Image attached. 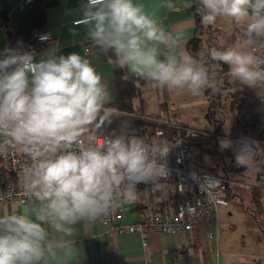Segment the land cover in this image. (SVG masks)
<instances>
[{
	"label": "clouds",
	"instance_id": "obj_1",
	"mask_svg": "<svg viewBox=\"0 0 264 264\" xmlns=\"http://www.w3.org/2000/svg\"><path fill=\"white\" fill-rule=\"evenodd\" d=\"M165 6L178 5L165 0ZM179 6L195 8L203 24L225 17L245 24L246 47L233 45L207 55L227 64L231 77L244 86H264V53L256 47L264 41V0H180ZM77 11L75 23L88 40L113 52L120 67L141 79L193 95L218 89L205 52H172L177 37L143 4L80 0ZM159 45L170 51L162 53ZM39 56L23 41L0 51V156L19 151L32 162L23 169L22 182L40 202L22 213L0 214V264H78L81 252L70 239L76 224L135 201L141 184L158 190L170 176L168 156L174 145L166 139L152 141L126 125L118 133L98 135L118 114L108 107L109 89L86 56L78 51L63 54L58 42ZM219 144L222 151H233L236 167H250L260 147L251 138ZM49 228L59 237L53 238Z\"/></svg>",
	"mask_w": 264,
	"mask_h": 264
},
{
	"label": "crops",
	"instance_id": "obj_2",
	"mask_svg": "<svg viewBox=\"0 0 264 264\" xmlns=\"http://www.w3.org/2000/svg\"><path fill=\"white\" fill-rule=\"evenodd\" d=\"M20 2L21 0H0V51L9 44L7 32L9 30L18 31L23 23L24 14L23 10L19 7ZM173 2L178 6L168 9L165 6V0H134V3L143 4L146 12L160 20L166 32H170L173 36L177 37V46L171 49L172 52L180 55L184 51H188L196 55L205 49L204 60L211 74L217 75L221 71L224 75L230 77L229 84L233 90L234 97L237 99L236 101L239 103L232 105V108H238L243 113L242 115L249 116V121L245 123L247 126L253 125L255 123L253 119L254 113H258L257 100L264 86L252 89L235 81L229 73L227 64L215 61L210 55H207V53L213 50L211 48L210 52L206 51V46L209 43L203 39V28L200 24V18L195 12V8L185 9L179 6L180 0H173ZM79 3L80 0H56L54 4L48 7L45 25L40 30L47 29L51 31L57 39V41L53 42L59 43L63 54L78 51L93 63L97 71L103 76L104 83L110 92V104H112L118 97L114 62L110 54L94 46L88 40L84 28L77 26L75 23L79 19L77 11ZM2 13H6L5 16H7L5 23L2 22L4 18ZM217 23L215 26L219 30V33L224 32L227 34V43H230V38H232L233 45L237 47L247 46L244 36L245 24L232 22L230 23L232 25L231 29L227 31L221 28L224 23ZM205 30L207 33H213L208 24ZM51 43L36 49L37 59L40 58L39 53ZM88 44L92 47L90 51L86 50V45ZM159 48L165 54L170 51L164 45H159ZM144 91L148 92L146 96H144ZM171 92V89L157 87L153 83L147 87H140L139 96L134 100V105L144 117L157 119L161 123L166 124L156 112H148L147 106L153 100L157 107L160 106L162 108L165 105V100L169 99L168 94ZM259 127L260 131H262V125ZM248 129L249 137L260 143V147L256 150V153H258L261 151V147L264 146L262 135L259 134L260 132L253 134V130L250 131L249 126ZM195 146L197 151L194 155V161L200 153V143L197 141ZM143 197L144 195L141 194L130 205L123 218L115 224L103 223L101 218H99L90 223L81 222L74 226L75 233L70 239L76 241V247L81 252L78 264H146V261H151L152 264H211L207 252L212 249L214 243L212 239H215L216 248L219 243V239H210L208 236L211 229L212 231L216 229L214 223L204 221L186 233L150 234L147 239V245H144L142 237L137 232L120 233L116 228L118 224H130L139 217L144 206ZM39 203L36 199L30 200L24 205L13 202L5 203L0 207V214L7 216L9 214L22 213L38 208ZM48 230L53 238L59 237L60 234L56 233L53 229L49 228ZM223 264H233V261L226 259Z\"/></svg>",
	"mask_w": 264,
	"mask_h": 264
},
{
	"label": "rangeland",
	"instance_id": "obj_3",
	"mask_svg": "<svg viewBox=\"0 0 264 264\" xmlns=\"http://www.w3.org/2000/svg\"><path fill=\"white\" fill-rule=\"evenodd\" d=\"M217 22L224 23L223 27H220L228 31L233 21L228 17L218 19L210 25L213 33H207V24L200 21L203 39L209 43L206 51L209 52L211 48L216 50L233 46L232 38L230 43H227V34L219 33L215 26ZM212 77L216 78L219 85L215 92L209 89L199 95H193L186 89H171L169 99L165 100L162 108L157 107L153 100H149L147 110L156 112L168 125H183L199 130L205 138L200 145L202 157L199 161L202 167L225 174L232 180H240L242 184L231 187L230 203L220 209L219 243H216V248L215 239H212V249L207 252L210 263L223 264L226 259H230L233 264H264V184L258 182L259 176L264 173L256 168L243 173L234 172L228 150L222 151L219 144L223 139L235 142L250 138L248 126L245 124L249 121V116L242 115L238 108H232V105L239 103L229 84L230 77L221 71ZM147 94L148 92L144 91V96ZM256 157L257 153L252 160V166L256 164ZM246 184L262 187L259 201L255 199V190Z\"/></svg>",
	"mask_w": 264,
	"mask_h": 264
},
{
	"label": "built area",
	"instance_id": "obj_4",
	"mask_svg": "<svg viewBox=\"0 0 264 264\" xmlns=\"http://www.w3.org/2000/svg\"><path fill=\"white\" fill-rule=\"evenodd\" d=\"M35 0H21L19 7H25ZM1 16V15H0ZM39 36H47L46 41H40ZM36 40L30 46L37 49L46 44L57 41L51 31L39 30L35 34ZM257 51L264 53V44H257ZM86 45V50H91ZM138 87L140 83L137 82ZM258 113L263 121L262 143L264 145V88L257 105ZM107 136L108 134H98ZM202 133L194 128L183 125H168V128L157 127L152 134L144 133L152 141L166 139L169 145H174L168 156L170 176L161 181L162 186L153 191L144 184L139 185L143 197V210L139 217L130 224H118L116 228L120 233H139L144 245H147L148 236L154 233L189 232L202 222L214 223L215 230L209 231L210 238L219 239L220 209L230 203L228 187L239 184L238 181L227 178L216 172L200 168L194 162L196 143ZM87 140V134L84 137ZM87 146V144L85 145ZM31 161L19 151H13L7 156H0V207L5 203H18L24 205L35 199L28 193L22 182V171L31 165ZM211 177V179H207ZM258 182L264 184V174L260 175ZM261 186V185H260ZM178 192L187 197L176 207L157 206L167 193ZM137 200V199H136ZM135 200V201H136ZM135 201L122 203L107 216L101 218L103 223L115 224L121 220L130 205ZM145 210V211H144ZM146 264H152L146 261Z\"/></svg>",
	"mask_w": 264,
	"mask_h": 264
},
{
	"label": "trees",
	"instance_id": "obj_5",
	"mask_svg": "<svg viewBox=\"0 0 264 264\" xmlns=\"http://www.w3.org/2000/svg\"><path fill=\"white\" fill-rule=\"evenodd\" d=\"M56 0H35L31 4L27 5L23 10V23L20 29L16 32L9 30L8 37H9V44L10 47H15L17 45V41H23L25 46L30 45L36 40L35 34L45 25L46 22V12L48 7L55 3ZM6 13H2L4 18L2 19L3 23H5ZM260 43L264 44V41ZM113 59L114 62V73L116 78V85L118 91L117 100L108 105L109 108H114L117 112V118L113 120L111 125H107L103 127L99 134H108L111 135L113 131L119 132L121 129V125L130 126L131 130H134L138 135H144V133L152 134L154 133L157 127L168 128V124L161 123L157 119H151L148 117H144L140 114V112L136 109L134 105V100L139 96L140 87H147L148 85L152 84L140 77L136 76L134 73H131L127 67H120L115 62V55L113 52H108ZM137 82L140 83V87H138ZM259 103V98L257 100V104ZM255 123L253 125H248L250 127V131L253 130V134L262 135V131H260V125H263V121L258 113H254L253 117ZM144 132V133H143ZM203 141H205L204 135L202 134L198 140L200 145H202ZM227 154L231 157V168L236 173H243L244 171L251 169L254 170L259 169L261 172L264 173V146L261 147V151L257 153L256 157V164L251 165L250 167H236L235 160H234V153L232 150H228ZM202 157V153L197 155L195 159L196 165L200 168L204 169L201 165V161L199 158ZM211 172H216L221 174L217 171H212L209 169H204ZM226 176L225 174H221ZM228 178V176H226ZM238 181V180H236ZM3 182L2 176H0V183ZM239 184H232L228 187V195L230 196L229 192L233 185H242L240 180L238 181ZM248 187L255 190L254 196L257 201L260 200L262 192L264 191L262 187L250 186L246 184ZM263 190V191H262ZM187 196L180 194L178 192H169L166 194L164 199L157 203V206H169V207H176L179 205L181 201H183Z\"/></svg>",
	"mask_w": 264,
	"mask_h": 264
},
{
	"label": "water",
	"instance_id": "obj_6",
	"mask_svg": "<svg viewBox=\"0 0 264 264\" xmlns=\"http://www.w3.org/2000/svg\"><path fill=\"white\" fill-rule=\"evenodd\" d=\"M144 133V132H143Z\"/></svg>",
	"mask_w": 264,
	"mask_h": 264
}]
</instances>
